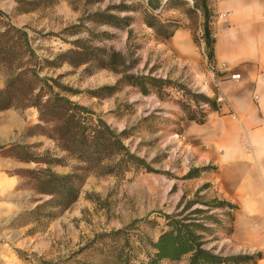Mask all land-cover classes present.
<instances>
[{"label":"rangeland","instance_id":"rangeland-1","mask_svg":"<svg viewBox=\"0 0 264 264\" xmlns=\"http://www.w3.org/2000/svg\"><path fill=\"white\" fill-rule=\"evenodd\" d=\"M194 1L160 0V8L151 11L147 0H52L50 4L40 1L33 11L23 13L20 11L24 8L18 7L16 0H0V89L4 88L8 74L14 75L20 68L17 35L11 33L9 54L3 51L7 39L3 35L8 26L24 29L37 56L40 76L56 79L78 92L61 94L93 111L117 132L126 130L130 137L124 141L125 145L155 170L168 174H129L122 183L90 176L69 210L52 222L43 214L41 223L37 224L28 212L50 197L34 191L32 176L27 172L44 169L45 165L23 163L19 169L18 161L14 164L10 160L14 161V155L62 159L66 156L43 134L44 130L37 128L35 109L0 112V136L3 137L0 148L10 146L2 152L6 171L0 175V200H5L9 212H17L15 218L8 219L6 229L0 230V264H75L77 260L91 257L86 252L77 255L79 250L92 244L93 249L99 247V240L95 241L97 236L126 228L156 211L172 213L182 197L195 199L202 188L201 181L183 180L195 165L181 137L188 123L182 111V105L188 102L183 92L172 85L163 90V97L154 90L143 96L138 88L123 81V74L91 65L71 67L59 62L48 63L81 39L121 53L126 59L128 75L164 79L192 93L218 98L217 84L222 75L208 64L201 39L203 18L194 9ZM221 1L206 0L213 36L221 20L220 14L214 11ZM122 7L127 10L118 15L116 9ZM106 10L121 18L130 17V28L99 26L90 20L94 13ZM146 14L174 28L173 37L166 41L160 39L145 25ZM106 87H116L115 94L106 97L109 92H100ZM88 91H99V98L90 97ZM10 133L13 139L16 134V143L6 139ZM67 163L68 167H52V170L67 174L75 164L70 160ZM139 227V232L153 239L160 231L159 227L144 223ZM210 247H216L224 256L234 255L220 243Z\"/></svg>","mask_w":264,"mask_h":264},{"label":"trees","instance_id":"trees-1","mask_svg":"<svg viewBox=\"0 0 264 264\" xmlns=\"http://www.w3.org/2000/svg\"><path fill=\"white\" fill-rule=\"evenodd\" d=\"M40 1L43 4L52 2L29 0L25 3L24 0H16V4L24 8L20 12L26 13L39 6ZM147 5L151 11H157L160 0H147ZM193 7L203 18L201 39L208 64L213 69L215 40L211 28V11L206 0L194 1ZM116 10L119 15L126 12L127 7ZM90 20L99 26L120 29L130 28L132 22L130 17H118L110 10L94 13ZM144 22L164 41L174 35V28L151 14H146ZM11 33L17 35L20 43V68L18 73L8 74L4 88L0 89V112L17 108L35 109L39 121L37 128L44 130L43 134L66 156L65 159L48 155L37 158L13 156L18 162L45 165L44 169L27 172L32 176L34 191L38 195L50 197L48 201L28 212L29 216L36 218L37 224L41 223L43 214L52 222L58 215L69 210L79 199L81 187L90 176L99 179L112 178L117 183H122L129 174L144 172L168 175L155 170L150 163L125 145L124 141L130 137L126 130L117 132L93 111L61 94L76 95L78 92L61 85L56 79L40 76L37 56L24 29L8 26L3 35L7 38L3 46L4 54L11 51ZM56 62L71 67L91 65L97 69L123 74V81L138 88L143 96L154 90L158 96L163 97L165 88L176 86L188 99L182 105V111L190 122L203 124L207 116L206 109L219 110L217 98L211 99L204 94L192 93L187 88L164 79L126 74L127 63L121 53L93 46L85 40H76L69 50L60 53L48 63L56 65ZM103 91L109 92L106 97H110L115 94L116 87L100 90ZM98 92L88 91L87 94L92 98H99ZM67 160L75 163L70 166L67 174H58L52 170V167H68ZM192 175L193 171H190L184 180L190 179ZM198 194L199 191L193 200L182 197L172 213L156 211L140 221L132 222L126 228L97 236L95 241L99 240V247L93 249L92 244L79 250L77 255L86 252L91 257L77 260L75 264H257L262 259L259 253L252 256H224L217 252L216 247H210L218 241L217 233L225 229L217 212L223 209L231 211L234 207L217 200L204 202L199 199ZM20 217L21 215L17 218ZM142 223L159 227L157 238L153 239L139 232V224ZM133 232L137 234L133 235Z\"/></svg>","mask_w":264,"mask_h":264},{"label":"crops","instance_id":"crops-1","mask_svg":"<svg viewBox=\"0 0 264 264\" xmlns=\"http://www.w3.org/2000/svg\"><path fill=\"white\" fill-rule=\"evenodd\" d=\"M214 13L225 15L214 28V69L222 75L219 110L206 109L203 124L188 121L184 127L181 137L195 165L192 177L183 180L201 181L202 201L234 207L217 212L225 229L216 243L234 255L259 253L257 264H264V0H222ZM234 74L240 79L232 80ZM14 137L10 133L6 139L16 143ZM7 148H0V175ZM16 216L0 200V230Z\"/></svg>","mask_w":264,"mask_h":264},{"label":"built area","instance_id":"built-area-1","mask_svg":"<svg viewBox=\"0 0 264 264\" xmlns=\"http://www.w3.org/2000/svg\"><path fill=\"white\" fill-rule=\"evenodd\" d=\"M220 18L224 19L225 15L224 14L220 15ZM231 79L232 80H238V79H240V76L238 74H234V75L231 76Z\"/></svg>","mask_w":264,"mask_h":264}]
</instances>
